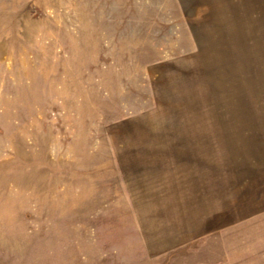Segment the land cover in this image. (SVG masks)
Wrapping results in <instances>:
<instances>
[{"label":"rangeland","instance_id":"1","mask_svg":"<svg viewBox=\"0 0 264 264\" xmlns=\"http://www.w3.org/2000/svg\"><path fill=\"white\" fill-rule=\"evenodd\" d=\"M0 264H264V0H0Z\"/></svg>","mask_w":264,"mask_h":264}]
</instances>
